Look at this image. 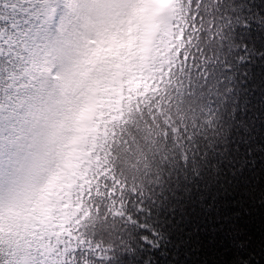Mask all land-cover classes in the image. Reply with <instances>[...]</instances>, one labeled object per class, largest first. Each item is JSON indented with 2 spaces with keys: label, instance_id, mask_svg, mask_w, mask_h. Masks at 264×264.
Masks as SVG:
<instances>
[{
  "label": "snow or ice",
  "instance_id": "snow-or-ice-1",
  "mask_svg": "<svg viewBox=\"0 0 264 264\" xmlns=\"http://www.w3.org/2000/svg\"><path fill=\"white\" fill-rule=\"evenodd\" d=\"M37 7L0 0V189L31 165L35 50L64 16ZM86 150L28 264H264V0H173L142 86ZM20 255L0 242V264Z\"/></svg>",
  "mask_w": 264,
  "mask_h": 264
},
{
  "label": "rangeland",
  "instance_id": "rangeland-1",
  "mask_svg": "<svg viewBox=\"0 0 264 264\" xmlns=\"http://www.w3.org/2000/svg\"><path fill=\"white\" fill-rule=\"evenodd\" d=\"M63 20L55 33H49L50 65L36 89L45 91L42 105L45 119L31 131L32 160L14 181L0 189V213L10 215L18 205L44 186L51 163L49 153L53 139L78 138L74 112L84 106L83 70L103 57L102 42L107 33L113 41L119 36L124 50L145 44L143 34L163 27V15L170 13L173 0H61ZM156 29V31H157ZM58 67V75L50 78L48 69ZM26 108V107H25Z\"/></svg>",
  "mask_w": 264,
  "mask_h": 264
},
{
  "label": "trees",
  "instance_id": "trees-1",
  "mask_svg": "<svg viewBox=\"0 0 264 264\" xmlns=\"http://www.w3.org/2000/svg\"><path fill=\"white\" fill-rule=\"evenodd\" d=\"M35 3L38 5L37 14L50 19L55 12L53 0H35ZM165 22L166 20L164 24ZM162 28L151 35L146 47L134 50H124L119 44V36L113 41L107 33L102 42L104 57L97 61L103 70H98L94 64L92 69L82 71L85 78L82 93L87 104L74 112L79 138L62 140L56 136L49 153L51 163L48 165L44 186L34 195L32 192L27 195L19 205L13 204L9 216L5 217L0 213V242L13 247L21 254V264H28L29 261L27 241L40 243L44 237L53 234L57 221L63 222L66 219V213L60 206V193L71 188L73 177L90 155V150L86 149L94 144L104 117L119 110L126 91L134 92L142 86L154 44ZM35 55L43 62V70L45 65H50L48 34L44 36L40 50H35ZM37 86L38 84L29 98L30 102L25 105L29 114L30 132L45 119L42 108L45 91L36 89ZM250 227L259 234L258 219L250 223Z\"/></svg>",
  "mask_w": 264,
  "mask_h": 264
}]
</instances>
